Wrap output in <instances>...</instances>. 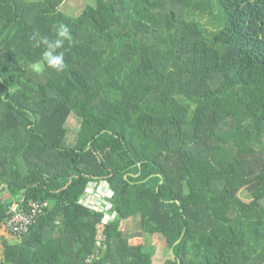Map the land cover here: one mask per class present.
<instances>
[{"label":"trees","instance_id":"trees-1","mask_svg":"<svg viewBox=\"0 0 264 264\" xmlns=\"http://www.w3.org/2000/svg\"><path fill=\"white\" fill-rule=\"evenodd\" d=\"M65 1L0 0V225L44 206L0 264H153L144 234L164 264H264V0ZM102 183L108 222L81 203Z\"/></svg>","mask_w":264,"mask_h":264},{"label":"rangeland","instance_id":"rangeland-1","mask_svg":"<svg viewBox=\"0 0 264 264\" xmlns=\"http://www.w3.org/2000/svg\"><path fill=\"white\" fill-rule=\"evenodd\" d=\"M93 5L92 0H67L65 1L61 6L60 10L72 17H77L79 14H81L82 10L85 8L86 5ZM67 142L71 143L78 131V121L75 117H70L67 121ZM105 183H102L95 189L94 193H88L86 192V195L83 197L84 199L81 200L82 204H85L88 208L90 207L91 210H95L97 212H104V222H108L114 219V214H109V211L111 209V206L108 202L109 198L111 197V193L104 185ZM93 186V185H90ZM104 190H101V189ZM240 197L244 200H246V194L244 192L240 193ZM89 205V206H88ZM121 230L123 232L131 233L134 235H141L139 228H138V219H129L127 221L122 222L121 224ZM142 242L145 243L146 246L150 247L153 246L155 249L154 256L152 258L153 264H164L165 260L169 257V247L165 243L164 238L158 234L155 235H141ZM16 238L13 237L7 230L5 224L0 225V258L2 257L3 253V243L2 241L5 240L9 243L15 242Z\"/></svg>","mask_w":264,"mask_h":264},{"label":"clouds","instance_id":"clouds-1","mask_svg":"<svg viewBox=\"0 0 264 264\" xmlns=\"http://www.w3.org/2000/svg\"><path fill=\"white\" fill-rule=\"evenodd\" d=\"M55 38L49 39L47 36L37 40L35 47L44 46L42 60L47 67L62 72L66 68L65 43L69 45L73 42L70 26L63 22L58 23L54 28Z\"/></svg>","mask_w":264,"mask_h":264},{"label":"built area","instance_id":"built-area-1","mask_svg":"<svg viewBox=\"0 0 264 264\" xmlns=\"http://www.w3.org/2000/svg\"><path fill=\"white\" fill-rule=\"evenodd\" d=\"M29 210L21 211L13 207L10 211V217L5 226L8 232L15 238H21L33 226L37 219L44 213V206L37 202L28 205Z\"/></svg>","mask_w":264,"mask_h":264},{"label":"crops","instance_id":"crops-1","mask_svg":"<svg viewBox=\"0 0 264 264\" xmlns=\"http://www.w3.org/2000/svg\"><path fill=\"white\" fill-rule=\"evenodd\" d=\"M90 185H93V186H89V188L87 189V191H88V193H94V191H95V189H97V188H95V184H90ZM91 187V188H90ZM99 187V186H98ZM106 187H108V186H106ZM91 189H92V191H91ZM104 190V189H103ZM90 193V194H91ZM85 198V197H84ZM83 198V199H84ZM84 206H85V204H83ZM89 206V205H88ZM90 208V207H89Z\"/></svg>","mask_w":264,"mask_h":264},{"label":"water","instance_id":"water-1","mask_svg":"<svg viewBox=\"0 0 264 264\" xmlns=\"http://www.w3.org/2000/svg\"><path fill=\"white\" fill-rule=\"evenodd\" d=\"M178 242H179V241H178ZM178 242H177V243H178ZM177 243H176V244H177ZM170 253H171V255H172V250L170 251ZM178 264H179V263H178Z\"/></svg>","mask_w":264,"mask_h":264}]
</instances>
